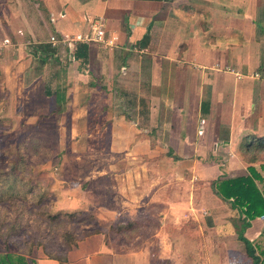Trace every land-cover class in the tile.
<instances>
[{
    "label": "crops",
    "instance_id": "1",
    "mask_svg": "<svg viewBox=\"0 0 264 264\" xmlns=\"http://www.w3.org/2000/svg\"><path fill=\"white\" fill-rule=\"evenodd\" d=\"M2 4L0 34L9 40L0 45L3 83L10 78L28 91L42 86L55 101L50 115L70 116L68 130L82 133L76 141L87 149L95 130L105 140L95 166L83 169L84 157L75 158L73 179L56 191L63 210L91 212L102 228L140 227L136 216L159 210L163 228L169 218L176 225L189 214L198 219L213 181L248 174L246 139L264 138V0ZM99 25V41H77L94 38ZM78 44H87L84 59L75 57ZM92 108L102 117L98 124ZM236 168L245 173L234 175ZM219 199L225 214L229 204ZM246 237L264 238L263 218L251 222ZM146 253H118L105 234H95L68 261L141 264ZM35 255L37 264H60L40 250Z\"/></svg>",
    "mask_w": 264,
    "mask_h": 264
},
{
    "label": "rangeland",
    "instance_id": "2",
    "mask_svg": "<svg viewBox=\"0 0 264 264\" xmlns=\"http://www.w3.org/2000/svg\"><path fill=\"white\" fill-rule=\"evenodd\" d=\"M2 8L0 0V33L1 24L4 22L1 20ZM2 36L0 34L1 46L9 43V40ZM3 78L4 76L0 77V173L8 176L0 180V186L2 187L6 181L13 183V188L16 187L21 196L10 202L0 203V226L7 227L5 232L12 224L21 227L19 237L16 236L15 243L9 247L12 252L26 254L32 250L31 257L35 259L36 250L42 253L43 249L34 246V243L41 242L49 250L61 254L66 249L63 236L65 231L82 236L96 226L87 217L82 216L75 220L65 219L60 224L50 223L49 217L52 215L72 213L63 210L64 206L57 200L56 191L64 189L63 185L73 179L72 171H76L77 168L75 158L84 157L83 169L86 168L88 165L86 163L97 161L102 152L101 146H105L102 145L105 140L100 143L102 132L95 130L90 139L92 147L88 146L87 149L82 141L77 143L76 139H79L82 133L68 130L71 124L70 116L50 115L51 109L56 106L55 101L44 97L42 86L28 91L29 88L23 89L21 85H14L13 79L10 78L7 81L5 79L6 82L3 83ZM24 103L29 104L26 106ZM96 111L97 109L92 108L93 114L90 118L98 124L102 117L100 114L96 115ZM156 133L159 136L161 134ZM22 155L24 162H20V159L23 160ZM92 165L95 166L92 163L89 166ZM224 167L222 169L226 168ZM86 171L87 169L84 174ZM242 172L245 173L244 170L236 168L233 174L241 175ZM54 179L60 181L53 183ZM32 185L39 188L33 190L32 194H27ZM42 192L52 193L54 197L42 200L40 198ZM204 192L200 200L203 208L197 211L198 219L190 217L189 214V218L184 216L186 220L181 223V219H177L179 224L176 225L170 218L169 220L166 218V225L161 228L159 210L147 211L136 216L134 221L140 220L139 223L142 222L143 227L140 225L132 232L116 233L111 227L104 228L108 245L118 253H131L144 248L147 253L145 258L140 259L141 264H150L151 261L153 264H251L244 244L238 241L234 229H228L226 226L228 221L234 225L239 214L237 211L231 213L227 209L228 215L227 212L223 214L224 204L214 191L209 187ZM211 211L215 216H212ZM85 212L88 215L92 214ZM227 216L230 218H226V221L224 217ZM213 217L220 219L216 221L218 225L214 224L218 226L217 228L208 224ZM261 218L263 217L254 220ZM145 224L151 225L145 227ZM254 242L257 244L258 252H264V238ZM1 244H4L3 239H0V248H3ZM121 264L129 262L121 260Z\"/></svg>",
    "mask_w": 264,
    "mask_h": 264
},
{
    "label": "trees",
    "instance_id": "3",
    "mask_svg": "<svg viewBox=\"0 0 264 264\" xmlns=\"http://www.w3.org/2000/svg\"><path fill=\"white\" fill-rule=\"evenodd\" d=\"M75 57L77 59L86 58L87 44H78ZM58 104H63V101L57 100ZM245 163L247 164L248 174L242 177L219 178L212 182V189L214 193L227 202L231 208L229 211H237L239 214L238 221L227 222L228 229L233 228L237 235L238 241L244 244L245 252L251 259V264H264V252H258L257 244L246 237V231L251 227V222L257 217L264 216V138L247 137L244 148ZM20 159V162H24V156ZM26 164V161H25ZM259 166V169L257 167ZM8 175L3 172L0 173V180H4ZM4 177V178H3ZM17 178L14 180L16 181ZM13 183L6 181L4 185L0 186V203H7L21 196V192L14 187ZM38 187L32 185L27 192L32 194L33 190ZM48 197H54L52 193L42 192L40 198L43 200ZM87 217L93 225L96 226L92 231L86 232L84 235H75L71 231L64 232V240L66 249L61 254H56L49 250L43 243H34V246L41 247L44 255L51 260L58 261L60 264H69L68 254L76 247L79 242L85 240L89 236L95 234H105L104 228H102L94 215L86 213L85 211L73 212V213H59L49 217L50 223L60 224L65 219L72 220L78 217ZM229 217V216H228ZM227 217V218H228ZM230 218V217H229ZM224 227V225H222ZM235 226V227H234ZM7 227L0 226V239H3L4 244H1L3 248H0V264H37L36 260L31 257L32 250L26 254L12 252L9 250L11 244L15 243V237H19L21 227L17 224L10 225L9 230L5 232ZM111 226V230L116 233L132 232L137 229L136 224L130 223L128 226ZM222 228V227H221ZM106 244L108 245L107 235ZM109 246V245H108ZM5 250V251H4ZM150 264H153L151 261Z\"/></svg>",
    "mask_w": 264,
    "mask_h": 264
},
{
    "label": "built area",
    "instance_id": "4",
    "mask_svg": "<svg viewBox=\"0 0 264 264\" xmlns=\"http://www.w3.org/2000/svg\"><path fill=\"white\" fill-rule=\"evenodd\" d=\"M101 31H102V26L99 25V26H97L96 36L94 38L78 36L77 41L86 42V43H89L90 41H99V39L101 37ZM51 41H52V43H55L57 40L55 37H52ZM263 219H264V216H263Z\"/></svg>",
    "mask_w": 264,
    "mask_h": 264
}]
</instances>
